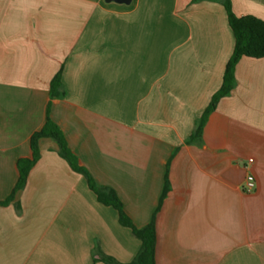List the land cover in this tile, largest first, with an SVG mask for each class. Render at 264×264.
Instances as JSON below:
<instances>
[{
	"label": "crops",
	"instance_id": "0c3cea01",
	"mask_svg": "<svg viewBox=\"0 0 264 264\" xmlns=\"http://www.w3.org/2000/svg\"><path fill=\"white\" fill-rule=\"evenodd\" d=\"M222 1L0 0V201L48 115L136 227L167 177L156 264H264V58L239 61L234 89L191 139L235 46ZM231 2L264 21V0ZM59 72L64 96L51 98ZM39 149L25 188L0 207V264L131 263L141 241L117 211L56 141Z\"/></svg>",
	"mask_w": 264,
	"mask_h": 264
},
{
	"label": "trees",
	"instance_id": "16d2710c",
	"mask_svg": "<svg viewBox=\"0 0 264 264\" xmlns=\"http://www.w3.org/2000/svg\"><path fill=\"white\" fill-rule=\"evenodd\" d=\"M222 4L226 10L229 26L234 35L235 46L226 65L223 84L218 92L212 97L208 107L198 120L191 139H200L209 116L216 110L220 100L227 97L234 89L236 85L235 70L239 61L243 57L253 59L264 58V21L253 15L237 17L233 12L231 0H223ZM50 95L51 98H61L64 96L61 72H59L51 81ZM42 139H53L57 142L59 145L60 156L69 163L75 172L82 174L86 178L89 188L95 193L98 201L105 206L114 208L117 211L121 225L129 228L141 241V250L139 254L131 263L128 264H156V216L169 191V182L167 177L159 206L157 207L151 222L143 228L136 227L125 213L123 204L117 193L112 188L99 186L89 172L79 164L76 156L72 153L68 146L64 133L48 115L43 128L34 133L31 137L30 146L32 157L18 160V181L11 196L4 201H0V207L7 206L14 199L16 193L25 188L29 173L40 157L39 143ZM103 259L107 264H119L110 257H104Z\"/></svg>",
	"mask_w": 264,
	"mask_h": 264
},
{
	"label": "built area",
	"instance_id": "2783aa9c",
	"mask_svg": "<svg viewBox=\"0 0 264 264\" xmlns=\"http://www.w3.org/2000/svg\"><path fill=\"white\" fill-rule=\"evenodd\" d=\"M247 168L254 163V159H249L247 162ZM256 189V179L252 173H248L246 177V181L243 187V191L245 193H252Z\"/></svg>",
	"mask_w": 264,
	"mask_h": 264
},
{
	"label": "water",
	"instance_id": "95a60500",
	"mask_svg": "<svg viewBox=\"0 0 264 264\" xmlns=\"http://www.w3.org/2000/svg\"><path fill=\"white\" fill-rule=\"evenodd\" d=\"M107 2H112L115 1L117 3H121V4H130L131 0H106Z\"/></svg>",
	"mask_w": 264,
	"mask_h": 264
}]
</instances>
